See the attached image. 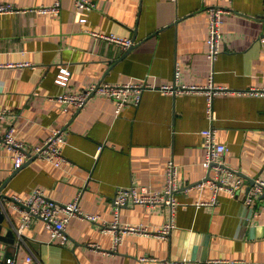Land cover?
<instances>
[{
	"label": "crops",
	"instance_id": "1",
	"mask_svg": "<svg viewBox=\"0 0 264 264\" xmlns=\"http://www.w3.org/2000/svg\"><path fill=\"white\" fill-rule=\"evenodd\" d=\"M61 3L57 14L33 9ZM86 22L73 21L75 0H0L21 12L0 14V121L27 146L43 143L56 129L65 131L67 163L59 168L35 157L19 170L0 144V259L5 264H200L209 259L234 264H264L263 197L249 206L244 195L221 192L212 204L210 188L188 187L207 175L202 131L207 94H173L164 85H215L233 91L264 89V0H91ZM211 6L226 9L222 53L208 57ZM133 39L124 49L91 33ZM30 63L29 66H18ZM68 67V86L56 82ZM146 80L155 89L134 99L117 115L116 103L93 95L78 110L60 99L100 81ZM218 141L229 151L220 159L245 192L253 179L264 178V96L221 94L214 99ZM179 166L173 228L168 239L128 233L117 250L112 232L101 222L115 219L120 187H165L169 161ZM41 189L52 200L69 203L81 193L86 213L100 221L73 218L69 241L52 240L41 219L21 235L22 213L11 199H27ZM245 194V193H244ZM167 205L129 204L120 211L126 225L160 229L170 219ZM95 245V246H92ZM28 257L33 259L28 262ZM143 258H148L143 260Z\"/></svg>",
	"mask_w": 264,
	"mask_h": 264
},
{
	"label": "built area",
	"instance_id": "2",
	"mask_svg": "<svg viewBox=\"0 0 264 264\" xmlns=\"http://www.w3.org/2000/svg\"><path fill=\"white\" fill-rule=\"evenodd\" d=\"M176 1V0H175ZM61 3L57 1L51 6H41L35 10L42 14H57L60 12ZM95 9V4L91 0H75V9L73 11V21L86 22L88 16ZM21 12L17 7L11 4H0V14ZM209 13V34H208V57L211 61L222 53L223 40V16L226 9L218 6H211ZM97 39H103L110 43L119 44L124 49L132 47L135 42L133 39L119 37L115 34H105L92 32ZM264 41V39H263ZM30 63H21L18 66H29ZM72 72L68 67H62L57 75L56 82L63 86H68ZM155 89V85L147 83L146 80L126 83H110L108 81H100L87 89H83L75 94H64L61 100L73 104L78 110L83 109L93 95H105L116 103V112L119 115L124 107L132 99L138 104L142 94ZM162 89L173 94L179 93H205L207 94V117L213 124L210 128L204 129L202 135L204 137L203 147L205 149L204 167L207 170L206 177L199 183L188 187V189H198L203 191L210 188L213 193L212 204L218 201L221 192H228L232 196L244 195V201L247 205L253 206L256 200L263 197L264 204V178L258 177L253 179L250 189L245 192V184L243 178H234L235 173L220 164V159L228 151V147L218 141V129L214 126L217 114L214 109V99L221 94H252L256 96H264V89L252 88L248 91H233L227 87L215 85L213 75L207 85H164ZM12 112L9 109L0 110V121L6 120L7 116ZM0 144H3L11 153L14 162V169H21L26 162L35 157L42 161H47L56 167H63L67 163L64 155L63 146L66 144L65 131L63 129L54 130L51 135L40 145L27 146L24 141L19 140L15 136V128L9 126L6 130L0 127ZM166 184L162 190H152L150 187H120L117 190L115 201V219L111 224L105 221L101 222L104 232H112L114 235L113 250H117L119 245L124 241L125 235L128 233H136L142 235H155L157 237L168 239L175 227L174 215L178 205L177 193L180 190L179 185V166L173 161H169L165 171ZM245 193V194H244ZM16 207L22 213V222L18 229L22 235L33 223L34 219H41L48 231L51 239L58 241L61 245H66L69 241L67 227L73 218H81L90 221H100V217L95 214L83 211L80 200L81 193L76 199L69 203H59L50 199L44 191L36 189L27 199L13 195L11 197ZM129 204H144L147 207L154 208L158 205H167L170 209V219L160 229L152 230L147 225H126L120 221V211ZM95 246V245H92ZM148 258H143L147 260ZM28 262L33 259L28 257ZM0 264H5L0 259ZM163 264H178L175 260H165ZM200 264H234V261L222 259H209Z\"/></svg>",
	"mask_w": 264,
	"mask_h": 264
},
{
	"label": "water",
	"instance_id": "3",
	"mask_svg": "<svg viewBox=\"0 0 264 264\" xmlns=\"http://www.w3.org/2000/svg\"><path fill=\"white\" fill-rule=\"evenodd\" d=\"M6 185H3V187L0 189V194L2 192V190L5 188ZM1 212V211H0Z\"/></svg>",
	"mask_w": 264,
	"mask_h": 264
}]
</instances>
